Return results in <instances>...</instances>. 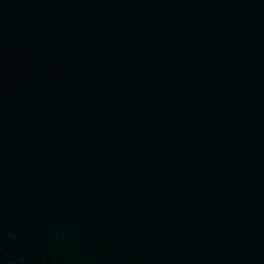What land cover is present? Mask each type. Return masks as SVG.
Instances as JSON below:
<instances>
[{
    "label": "water",
    "instance_id": "obj_1",
    "mask_svg": "<svg viewBox=\"0 0 264 264\" xmlns=\"http://www.w3.org/2000/svg\"><path fill=\"white\" fill-rule=\"evenodd\" d=\"M0 264H264V0H0Z\"/></svg>",
    "mask_w": 264,
    "mask_h": 264
}]
</instances>
